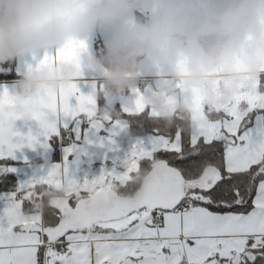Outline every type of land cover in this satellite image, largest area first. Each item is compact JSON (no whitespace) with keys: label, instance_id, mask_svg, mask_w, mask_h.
<instances>
[{"label":"snow or ice","instance_id":"1","mask_svg":"<svg viewBox=\"0 0 264 264\" xmlns=\"http://www.w3.org/2000/svg\"><path fill=\"white\" fill-rule=\"evenodd\" d=\"M133 95L123 109L138 118L126 172L105 169L91 182L74 178L76 143L63 164L20 179L17 163L23 149L48 151L70 127L79 140L85 122L96 133L110 125L106 143L115 145L130 121L101 118L94 94L75 82L27 127L0 119V264H264V76L227 103L218 90L194 94L171 124L146 108L143 92ZM11 99L0 90V116ZM138 174L135 195L118 196L117 185L136 186Z\"/></svg>","mask_w":264,"mask_h":264},{"label":"clouds","instance_id":"2","mask_svg":"<svg viewBox=\"0 0 264 264\" xmlns=\"http://www.w3.org/2000/svg\"><path fill=\"white\" fill-rule=\"evenodd\" d=\"M103 31L112 39L83 68L102 77L100 88L108 96L135 92L152 74L144 103L169 124L174 112L166 97L186 113L192 89L222 79L220 102L227 103L232 81L250 84L264 69V0H0V64L39 57ZM158 66L166 71L154 73ZM80 74L76 64L32 72L15 83L12 94L34 98L43 86L59 91ZM178 82L184 85L180 93ZM14 111L24 127L31 123L24 108ZM99 115L110 112L101 109ZM142 183L138 174L133 184Z\"/></svg>","mask_w":264,"mask_h":264},{"label":"crops","instance_id":"3","mask_svg":"<svg viewBox=\"0 0 264 264\" xmlns=\"http://www.w3.org/2000/svg\"><path fill=\"white\" fill-rule=\"evenodd\" d=\"M96 34L97 33H94L85 37L84 42H69L63 48L49 53L41 54L39 57L26 56L16 60V73L22 78H19L18 80L0 82V90H3L6 87L10 91V95L12 97L10 103H8L4 107L0 119H4L7 121L9 117H16L19 119V122H17V126L22 127V124L20 123L22 117L14 111L17 106L24 108L26 114L31 117L32 115L37 114L41 111L42 104L47 103L50 96L55 97L58 93L66 91L70 87V85L75 82L78 83L83 94L95 95L98 108V94L101 92L103 93L100 88L102 77L98 74L89 73L86 68H83V65L86 63L89 56L97 55L98 46L97 44H95ZM81 43L86 44V50H79L78 46ZM46 54L49 56H55L57 57V59H55V62L40 63V61L43 60ZM7 64L8 63L1 65L7 66ZM64 64H76L78 69H80V76L77 77V79L72 84L66 87L61 86L59 91H55L49 87L43 86L41 90L36 93V96L34 98L20 99L19 97H16L12 94V89L15 83L26 77L28 74H31L32 72H38L43 69H50L52 71H55L58 65ZM30 66L32 67L31 71L28 70ZM237 67L239 68V65ZM165 71L166 70L164 68L159 66L153 70L154 73H161ZM168 75L169 79H171L172 73H169ZM224 75L230 74L221 73L222 77ZM245 76L247 77L246 72ZM262 76H264V69L260 70V75L250 84L246 82L232 81L230 83L231 93L238 91L241 88L252 87L256 82L260 80ZM153 81L154 76L152 74L145 75L142 78V83L139 88L140 90L137 89L135 92H143L145 100V95L148 92V89L152 86ZM222 83V79L211 80L208 82L207 86L204 89H192V97L194 94L204 92L206 89H208L209 92L213 95V98H215V93L218 90L219 96L221 98ZM93 85H95V89L93 88ZM183 88V83L178 82L177 92H182ZM133 93L134 92H125L123 94H114L112 96H108L103 93L102 95H104L105 103L101 108L109 110V116L113 121H115L116 119H114V117L117 114V109L120 108V110L123 112L125 103L131 96H133ZM165 100L169 107L172 108L173 112H175L177 102L167 97L165 98ZM99 109L100 108H98V111ZM12 122L16 121L13 120ZM31 127L34 132L37 130L34 123L31 125ZM77 127H79L83 133L79 140H76L77 133L75 128L70 127L68 130H63L61 132V136L64 132H66V137L63 139L61 137L60 139L61 157L57 163L52 162V145V147L48 151H45L39 147L35 151L28 148L23 149L21 153H18L20 159L17 163V166H29L28 164L24 163L23 157H27V160L31 165L35 163H40V165L42 166L46 163L63 164L65 158V148L71 147L73 143H76L82 151L79 153H73V155L69 157V164L71 166V170L75 172L74 178L77 179L78 182H83V180L85 179L91 182L93 179L99 177L102 174V171L105 169L108 171L115 170L119 174H124V172H126L124 162L130 154L132 139H134L135 137L127 138V133H122L115 138V145H108L106 141L111 130L110 125L106 126L108 128V131H101L100 133H96L94 130H91L90 125L87 122L78 125ZM23 130L26 131L27 129ZM89 141H91V143H89ZM102 141H104L103 147L101 146ZM110 148L112 150H109Z\"/></svg>","mask_w":264,"mask_h":264},{"label":"trees","instance_id":"4","mask_svg":"<svg viewBox=\"0 0 264 264\" xmlns=\"http://www.w3.org/2000/svg\"><path fill=\"white\" fill-rule=\"evenodd\" d=\"M101 40L98 36V33L96 34V42L95 44H97L98 46V52H97V57L100 56L105 47L103 46V44H101ZM15 63L16 61H13L11 63H8L7 66H2L0 64V82H4V81H12V80H18L19 78H22L20 75H18L16 72V67H15ZM103 93H99V97H98V101H99V111L102 109L101 107L104 106L105 103V98L104 95H102ZM120 118H127L130 123H129V129L128 132L126 134L127 138L130 137H136L138 135L137 131H136V121L138 118H134V117H125L124 116V112H122L119 109H117V114L115 115L114 119H120ZM66 132H64L62 134V139L66 137ZM52 145H53V155H52V162L57 163L60 160L61 157V142L60 139H53L52 141ZM140 167L143 168V162H140ZM138 190V186H132L131 183L127 186H120L119 184L117 185L116 188V193L120 196H133L135 194V191Z\"/></svg>","mask_w":264,"mask_h":264},{"label":"water","instance_id":"5","mask_svg":"<svg viewBox=\"0 0 264 264\" xmlns=\"http://www.w3.org/2000/svg\"><path fill=\"white\" fill-rule=\"evenodd\" d=\"M98 33V36L101 40V44H103L104 47H106L107 43L110 42V40L112 39V33L111 32H106V31H103V32H97ZM135 99L134 95L131 96L128 101L125 103V106L129 103H131L133 100ZM124 106V107H125ZM118 195V194H117ZM135 195V194H134ZM120 196V195H118Z\"/></svg>","mask_w":264,"mask_h":264},{"label":"rangeland","instance_id":"6","mask_svg":"<svg viewBox=\"0 0 264 264\" xmlns=\"http://www.w3.org/2000/svg\"><path fill=\"white\" fill-rule=\"evenodd\" d=\"M139 89V88H138ZM140 90V89H139ZM42 165H40V163H35V164H32L31 167L29 166H22V167H18L20 169V172H21V177H18V179L20 178H23V174L24 173H28L29 175L32 173L33 169L34 168H39L41 167ZM125 173V172H124Z\"/></svg>","mask_w":264,"mask_h":264}]
</instances>
